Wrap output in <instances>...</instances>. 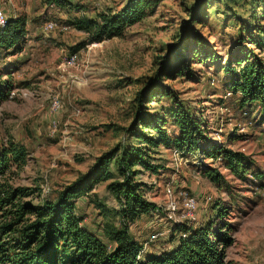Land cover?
I'll list each match as a JSON object with an SVG mask.
<instances>
[{
  "label": "rangeland",
  "instance_id": "374dc122",
  "mask_svg": "<svg viewBox=\"0 0 264 264\" xmlns=\"http://www.w3.org/2000/svg\"><path fill=\"white\" fill-rule=\"evenodd\" d=\"M69 1L82 5V13L89 17L105 8L119 10L128 3ZM144 1V16L125 26L120 36L86 43L71 52L69 47L84 41L85 35L71 25L66 30L59 25H67L79 10L60 9L44 0H0L5 19L15 15L26 19L19 50L0 54V90L4 94L0 98V145L9 141L21 145L25 162L9 165L0 179L12 187L37 188L38 196L29 198L31 202L53 199L60 188L88 170L98 154L118 143H136L125 131L133 122L135 92L150 84L163 56L170 55L189 11L198 10L204 16L197 28L202 60L192 58L187 63L190 71L177 76L161 71L158 82L195 110L205 142H219L243 153L249 168L240 177L230 173L219 158H202L196 151L181 152L162 145L151 148V161L161 165L158 171L151 173L139 165L133 169L138 170L135 178L143 183L144 196L159 210L141 214L128 225V232L139 243L146 242V249L173 245L176 238L170 240L169 235L174 222L159 208L166 200L165 187L170 186L177 201L180 191L196 196L195 223L191 224L207 220L212 228L226 224L233 239L225 248L228 264H264V118L260 119L263 114L257 105L242 113L221 71L239 44L243 51L259 53L264 61V48L259 50L251 39L246 40L245 32V38L237 36L241 23L264 29V9L257 0ZM46 21L54 22L56 28L45 30ZM251 30L254 39L256 31ZM53 97L60 108L52 112L49 103ZM157 98L156 94L146 107L165 118L163 126L173 135L175 128L165 113L171 100ZM51 120L56 123L52 131ZM110 167L114 178L119 177L115 167ZM209 170L216 171L217 181L208 176ZM106 183L97 182L93 194L79 197L74 206L81 224L102 240V218L92 202L96 199L108 208L117 206ZM214 205L224 207L221 217L215 216ZM180 212L175 216L182 219ZM154 231L160 235L148 242Z\"/></svg>",
  "mask_w": 264,
  "mask_h": 264
},
{
  "label": "trees",
  "instance_id": "16d2710c",
  "mask_svg": "<svg viewBox=\"0 0 264 264\" xmlns=\"http://www.w3.org/2000/svg\"><path fill=\"white\" fill-rule=\"evenodd\" d=\"M44 1L60 9L72 8L81 12L67 21V25L85 35L84 41L69 47L71 52L86 43L120 36L125 26L144 16L147 4L144 0H128L119 10L105 8L95 13L94 17H89L82 13V5L78 3L69 0ZM257 1L264 9V0ZM203 18L198 10L189 11L176 42L169 50L170 55L166 52L163 56L150 84L135 92L133 122L125 131L136 143H118L98 154L90 168L60 188L53 199L39 198L37 202H31V198L38 196L37 188L12 187L0 179V264H228L225 248L233 239L225 223H217L212 228L211 220L194 225L186 221L174 222L169 236L170 240L176 238L175 242L158 252L143 250L142 244L128 232V225L141 214L157 209L156 204L144 196V185L135 178L138 170L133 169V166L139 165L151 173L158 171L161 165L151 161V148L162 145L175 147L181 152L196 151L202 158H219L230 173L240 177L249 168L243 153L219 142L208 139L205 142L202 121L195 110L158 82L161 71L177 76L190 71L187 63L192 58L202 60L204 52L198 49L202 43L197 37V28L204 22ZM25 23L23 15L5 19L0 26V54L19 50L26 31ZM251 28L256 31L254 39ZM243 32L247 35L246 40L251 39L250 43L256 48H264L262 27L241 23L237 34L239 39L245 38ZM241 48L240 44L237 45L236 50L228 55L221 71L227 77L229 90L236 94L242 113L247 112L248 106L257 105L258 112L263 114L262 119L264 61L259 53ZM156 94L158 98L167 96L171 100L165 113L175 128L173 135L167 133L163 126L165 118L156 111H148L146 107ZM3 96L0 90V98ZM24 162L25 150L21 145L11 141L0 145V177L9 165L21 166ZM110 166L115 167L119 177L114 178ZM215 172H208L212 181H217ZM101 180L107 181L105 187L117 203L116 207L108 208L100 200L92 202L102 218L100 229L105 240L85 228L81 217L74 212L76 199L89 195ZM214 209L216 217L225 213L221 205H214Z\"/></svg>",
  "mask_w": 264,
  "mask_h": 264
},
{
  "label": "built area",
  "instance_id": "2783aa9c",
  "mask_svg": "<svg viewBox=\"0 0 264 264\" xmlns=\"http://www.w3.org/2000/svg\"><path fill=\"white\" fill-rule=\"evenodd\" d=\"M5 22V17L3 12L1 11L0 8V26H2ZM69 25L66 24H61L59 25V29L60 30H66L68 28ZM43 28L45 30H51L56 28V24H54V22L52 21H46L43 24ZM10 94H13V92H10ZM60 108V103L58 101V99L56 98H52L50 100L49 103V110L50 111H56ZM56 127V123L54 120L50 121V129L51 131ZM165 195H166V200L163 206L159 207L161 211H165V217L167 219H172L173 222H179V221H186V222H190V223H195V210L197 207V198L195 195L187 192V191H180L178 192V197H179V201H177L172 194V190L170 186H166L165 187ZM159 209L157 208L155 211H158ZM181 211L180 212V218H176L175 213L177 211ZM158 235H160V233L158 231H154L153 233H151L148 238L147 241L148 242H152L153 240H156V238H158ZM184 235V234H182ZM145 245L146 242L142 243V249L145 250Z\"/></svg>",
  "mask_w": 264,
  "mask_h": 264
},
{
  "label": "crops",
  "instance_id": "0c3cea01",
  "mask_svg": "<svg viewBox=\"0 0 264 264\" xmlns=\"http://www.w3.org/2000/svg\"><path fill=\"white\" fill-rule=\"evenodd\" d=\"M76 203H77V200L75 201V205H76ZM134 239H135V238H134ZM150 249H151V248H149V249H148V248H147V249L145 248V251H148V252H155V251H156V252H158V251L161 250L162 248H160V249H157V248H156L155 250H150Z\"/></svg>",
  "mask_w": 264,
  "mask_h": 264
}]
</instances>
